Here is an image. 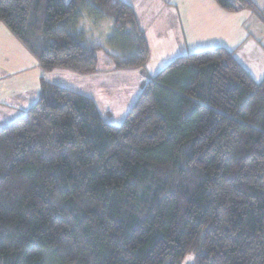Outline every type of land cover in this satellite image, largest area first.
<instances>
[{
    "label": "trees",
    "instance_id": "obj_1",
    "mask_svg": "<svg viewBox=\"0 0 264 264\" xmlns=\"http://www.w3.org/2000/svg\"><path fill=\"white\" fill-rule=\"evenodd\" d=\"M85 16L113 21L108 48L87 41ZM0 21L46 72L93 74L100 50L118 69L150 58L122 0H0ZM188 255L264 264V79L224 47L181 56L119 125L92 98L42 79L38 102L0 130V264H183Z\"/></svg>",
    "mask_w": 264,
    "mask_h": 264
},
{
    "label": "crops",
    "instance_id": "obj_2",
    "mask_svg": "<svg viewBox=\"0 0 264 264\" xmlns=\"http://www.w3.org/2000/svg\"><path fill=\"white\" fill-rule=\"evenodd\" d=\"M133 6L140 29L144 32L150 58L143 69H118L106 51L96 53L98 66L93 74L80 75L64 69L46 72L38 61H31L32 74L21 68L9 98L22 96V102L6 100V77L0 74V108L13 115L5 123L26 113L40 96L41 81L66 87L92 98L103 118L110 124L122 123L135 104L144 85L176 58L191 53L224 47L257 82L264 79V0H250L256 11L228 12L215 0H122ZM80 30L92 45L108 48L115 27L109 18L94 21L85 16ZM115 54L121 50L111 47ZM24 74H27L24 75ZM17 93V94H15ZM120 121V122H119ZM3 125V124H1ZM5 125V124H4ZM2 127V126H0Z\"/></svg>",
    "mask_w": 264,
    "mask_h": 264
},
{
    "label": "rangeland",
    "instance_id": "obj_3",
    "mask_svg": "<svg viewBox=\"0 0 264 264\" xmlns=\"http://www.w3.org/2000/svg\"><path fill=\"white\" fill-rule=\"evenodd\" d=\"M65 1L69 2L70 0H65ZM231 1L234 3L239 2L238 0H231ZM195 3L199 4V2L195 1L194 6L195 8L200 9L199 7L196 6ZM243 10L244 9L240 11L243 12ZM26 57H28L31 61L37 62L36 57L30 54V52L26 49L23 43L12 33V31L7 27V25L3 21H0V74L4 72L5 75H8V74L13 75L11 76V78L6 77V80H5V85L7 88L5 92H6V95H8V97H6L7 98L6 100H1V102L2 103L6 102V105L7 103L12 104L15 102H20V103L22 102L21 95L17 96V98L14 100L9 97L11 93L13 92L14 88H16L17 86L16 81L14 80H16L19 76H21V74H19V71L21 70V68L26 67L27 70L25 71V73H27L28 75L32 74V67L30 66L31 61L27 60ZM27 74H24V75L27 76ZM0 92H1V89H0ZM37 102L38 100L36 101V103ZM11 111L12 110H8L6 106L0 108V126H2L0 127V130L3 129L5 126L15 122L17 119H19L20 117L24 116L27 113L26 112L22 115H19L18 118H15L13 121H9V123L8 121L7 123H5L6 120L10 118V116L13 115V112ZM119 124H121V122L118 123V125ZM192 260H193V255H188L183 261V264H191Z\"/></svg>",
    "mask_w": 264,
    "mask_h": 264
}]
</instances>
